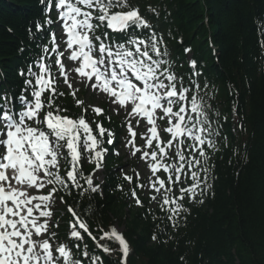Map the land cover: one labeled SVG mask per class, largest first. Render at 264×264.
<instances>
[{
    "label": "snow or ice",
    "instance_id": "1",
    "mask_svg": "<svg viewBox=\"0 0 264 264\" xmlns=\"http://www.w3.org/2000/svg\"><path fill=\"white\" fill-rule=\"evenodd\" d=\"M41 2L46 3V19L37 22L38 31L54 23L50 15L54 0ZM55 8V23H62L63 29L60 39L50 32L49 44L41 45L42 54L21 70L25 87L18 96L0 94V264H103L101 255L89 251L85 235L108 255L116 250L102 242H118L120 264H126L130 249L123 233L114 226L107 230L98 226L101 235H93L75 198L76 207L67 205L72 217L68 239L75 243L55 241L51 232L57 198L67 204L60 193L70 197L75 193L81 200L102 194L94 176L109 154L104 144L113 145L115 140V133L102 122L86 119L88 109L83 108L84 101L75 99L78 89L69 74L78 84L106 94L117 114L121 109L127 113L132 139L125 146L132 147L133 156L140 153L151 171L147 185L139 183V173L135 174L136 188L147 187L154 193L150 200L158 201L173 227L188 211L184 201H195L211 188L209 153L218 150L219 113L208 102L211 95L200 94L196 61H189L192 72L186 84L174 71L164 37L129 0H55ZM101 27L105 30L97 35ZM108 30L119 34V39ZM69 63L74 66L69 68ZM61 79L82 108L79 115L66 114L68 110L56 103L65 95L57 90ZM91 111L94 116L104 114L97 106ZM132 118L149 126L140 134L145 139L143 149L135 144ZM157 120L166 121V141ZM85 162L95 165L91 172L84 171ZM123 179L131 183L133 176L125 174ZM131 196L143 206L135 188Z\"/></svg>",
    "mask_w": 264,
    "mask_h": 264
},
{
    "label": "trees",
    "instance_id": "2",
    "mask_svg": "<svg viewBox=\"0 0 264 264\" xmlns=\"http://www.w3.org/2000/svg\"><path fill=\"white\" fill-rule=\"evenodd\" d=\"M129 3L164 37L178 76L191 74L189 54L197 62L200 94L211 95L208 102L222 125L218 150L209 153L211 188L195 201H184L188 211L173 227L146 197L140 195L143 206L136 204L131 190L139 192L137 181L130 185L123 179L122 161L110 152L102 194L82 200L75 193L60 195L74 207V198L80 201L79 211L86 212L97 237L101 235L98 226L105 230L123 226L130 249L126 264H264V0ZM45 11L41 0H0V94L16 97L24 88L26 77L21 70L26 71L49 40L46 27L36 28L37 22L43 23ZM56 103L68 115L82 112L67 92ZM90 113L96 117L91 109ZM107 117L106 113L97 118L118 132L117 121ZM58 213L63 220L70 219L64 205ZM67 228L68 224H57L55 231L68 239ZM85 243L90 252L103 257V264H120L118 242H102L116 250L112 255L98 249L87 235Z\"/></svg>",
    "mask_w": 264,
    "mask_h": 264
},
{
    "label": "rangeland",
    "instance_id": "3",
    "mask_svg": "<svg viewBox=\"0 0 264 264\" xmlns=\"http://www.w3.org/2000/svg\"><path fill=\"white\" fill-rule=\"evenodd\" d=\"M75 89H78L79 91L83 90L85 91V96L82 97V99L86 103H91L93 106H101L105 105L108 107L109 112L111 115L117 116L118 118H124V121H126V117H124L125 111H120L119 114H117L114 109L115 107L112 106V104L109 103V100H107L105 97H103L100 93L98 94L95 91H92L89 88H86L84 84H78L75 82ZM120 141H122L121 144H118L115 148L116 152H119V156H121L125 163V169L133 170L134 175L138 172L139 178L142 180L144 184H148V178L151 175L150 171L148 170V164H144L140 159L134 158V156L131 154L130 148L126 147V135H122L120 138ZM96 180H101L102 178V170L98 171L95 176ZM154 195V193H152ZM53 217V216H52ZM119 232H121L122 227L116 228Z\"/></svg>",
    "mask_w": 264,
    "mask_h": 264
},
{
    "label": "bare ground",
    "instance_id": "4",
    "mask_svg": "<svg viewBox=\"0 0 264 264\" xmlns=\"http://www.w3.org/2000/svg\"><path fill=\"white\" fill-rule=\"evenodd\" d=\"M32 191H33V194H35V190L33 189Z\"/></svg>",
    "mask_w": 264,
    "mask_h": 264
}]
</instances>
